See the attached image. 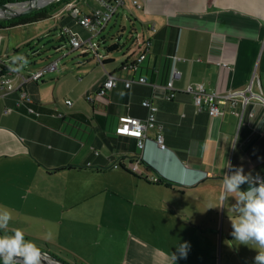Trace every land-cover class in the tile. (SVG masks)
I'll return each mask as SVG.
<instances>
[{
  "label": "crops",
  "instance_id": "obj_1",
  "mask_svg": "<svg viewBox=\"0 0 264 264\" xmlns=\"http://www.w3.org/2000/svg\"><path fill=\"white\" fill-rule=\"evenodd\" d=\"M74 1L83 14L102 10L97 0L94 8ZM141 1L142 10L127 2L116 14L131 23L120 52L98 49L99 62L75 50L61 63L57 58V70L24 85L38 116L18 103L17 92L0 96V206L13 215L7 232L19 228L26 240L80 264H171L185 241L190 250L176 264H222L223 251L227 262L254 264L257 246L231 235L235 201L221 199L222 181L238 167L264 179V108L247 104L240 119L241 103H227L211 117L196 109L190 93L171 100L164 94L173 55L184 58L175 62L177 89L201 83L223 93L243 88L254 72L264 86V0ZM63 6L52 14L58 31L65 25L86 38ZM39 22L0 29V57L17 71L15 64L26 72L49 62L15 59L27 58L29 45L45 36ZM144 40L148 52L136 63ZM108 74L115 86L104 100L88 102ZM140 76L145 83L124 85ZM144 99L157 106L164 148L155 128L141 149L115 133L120 116L146 117ZM139 156L137 171H130Z\"/></svg>",
  "mask_w": 264,
  "mask_h": 264
},
{
  "label": "built area",
  "instance_id": "obj_2",
  "mask_svg": "<svg viewBox=\"0 0 264 264\" xmlns=\"http://www.w3.org/2000/svg\"><path fill=\"white\" fill-rule=\"evenodd\" d=\"M102 7L100 12H92L91 14H83L76 6L75 1L71 0L66 3L62 8L67 10L69 16L75 20V22L84 29L87 34L86 38L81 37L78 32L72 30L68 26H61V33L67 34L69 38L70 46L67 49V53L78 50L82 53H93L96 56L97 61H102V56L98 52L99 43L93 41V37L100 34L106 27L110 19L116 15L119 9L126 6L129 2L130 6L136 10H142L143 3L141 0H97ZM154 31L153 26H150ZM149 41L144 40L142 42L143 51L138 56L136 63H139L144 58L146 52H148ZM66 53V54H67ZM65 54V55H66ZM177 60H184L176 55L172 56V64L169 71V78L166 82V90L164 97L166 99H173L176 97L179 91L190 93L193 99V103L196 109L205 110L211 117L220 116L223 112V106L229 103L234 106L237 102L241 103V111L239 117L241 119L244 108L247 104H258L264 108V86L260 83L258 76L254 72L248 81V83L240 89L228 90L223 93L208 92L201 83L196 85H188L184 89H177L173 85V80L179 76L180 72L175 66ZM58 59H53L46 64L26 72H19L12 66L6 64L0 57V96H5L13 92L18 93V103L26 105L28 113L33 116H38L39 112L34 108V98L24 88V85L30 81H39L48 72L57 70ZM223 66L228 64L223 62ZM133 64L130 65L132 67ZM18 80L15 82L14 80ZM144 77L127 78L124 80L126 87L131 86L133 83H145ZM116 77L112 74H108L107 77L101 82L97 90L85 97L88 102L95 100H104L107 93L115 86ZM65 104L71 105L70 99L64 100ZM141 105L146 108L147 115L144 119L133 116H120L118 123L115 127V133L118 135L132 137L136 140V145L139 149L143 148L144 140L146 138V132L149 128H155V142L160 148H164L162 128L157 122L156 112L157 106L152 103L150 99H144L141 101ZM10 108H6L5 111H10ZM251 114V113H250ZM60 116L61 114L58 113ZM142 156H139L135 161L127 165L130 171H137L138 164ZM119 166L118 162L112 164V167ZM151 181L156 182L159 180L158 176H150Z\"/></svg>",
  "mask_w": 264,
  "mask_h": 264
},
{
  "label": "clouds",
  "instance_id": "obj_3",
  "mask_svg": "<svg viewBox=\"0 0 264 264\" xmlns=\"http://www.w3.org/2000/svg\"><path fill=\"white\" fill-rule=\"evenodd\" d=\"M15 59L28 61L23 56ZM230 167V166H229ZM203 175V173H201ZM247 184L246 190L241 186ZM221 199L234 198L231 204L233 217H229L232 227L231 235L238 244L257 246L258 254L254 264H264V179L245 173L243 167L235 168L230 174L225 173L222 181ZM13 219L11 210L0 206V262L2 264H44V253L32 241L25 239L23 230L17 228L8 234L9 222ZM177 252L172 253L171 264L177 259L186 258L190 250L188 242L179 243ZM178 254V255H177Z\"/></svg>",
  "mask_w": 264,
  "mask_h": 264
},
{
  "label": "rangeland",
  "instance_id": "obj_4",
  "mask_svg": "<svg viewBox=\"0 0 264 264\" xmlns=\"http://www.w3.org/2000/svg\"><path fill=\"white\" fill-rule=\"evenodd\" d=\"M58 0H43L44 5L42 6H46L49 5L53 2H56ZM85 6H93V8L95 7V0H81ZM42 2V3H43ZM27 1H16L13 2V4L9 5L10 10L14 11V10H18L20 8H22L23 6L26 7ZM22 5V6H21ZM41 6V7H42ZM1 15V13H0ZM36 24V23H35ZM137 27H139V25H136ZM37 27L41 30V31H45V36L41 37V40L37 41L35 40V44L38 48V50H41L40 52V57L38 55V57H36V59L38 58V60H41L39 58H43V60H48L51 61L53 59H57L59 58L60 63L66 59L67 57H71L73 54H75L77 51H73V52H69L67 53V48H68V44L66 43L64 46H62L60 49H56L57 46L59 44H61V42L58 40L59 38V33H58V29L55 25V18L53 17V15H51L50 17L40 21L39 23H37ZM140 29V27H139ZM131 31V23L128 20H123L121 18H117L116 15H114L107 27L105 28V30H103L100 34L96 35L95 37H93V41H97L99 43V50L101 51H105V47L109 46L112 43L118 42L121 46V48H124L126 45V39L128 38V35L130 34ZM89 35V34H87ZM104 37V39L102 40V38ZM119 47V49L117 50H113L112 52H106V54H113V53H118L120 52L121 48ZM29 52V51H28ZM67 53V54H66ZM66 54V55H65ZM28 65H31V63H29ZM14 67H16L18 69L19 72H24L25 70H27V67H20L19 65H14ZM4 231H0V235H3ZM11 234V233H8ZM31 241V240H30ZM33 242V241H32ZM34 243L41 249L44 251H47L48 253L55 255L61 259H63L64 261H66L68 264H80V262H78L76 259H74L73 257H71L70 255H68L65 252H62L60 250H58L57 248L48 246V245H44L42 243H38L35 242ZM225 252L223 251V257H222V264H237V261L233 260V259H229V261L227 262L225 259ZM218 264H220V259Z\"/></svg>",
  "mask_w": 264,
  "mask_h": 264
},
{
  "label": "trees",
  "instance_id": "obj_5",
  "mask_svg": "<svg viewBox=\"0 0 264 264\" xmlns=\"http://www.w3.org/2000/svg\"><path fill=\"white\" fill-rule=\"evenodd\" d=\"M16 1L22 2V1H29V0H0V4L13 3ZM70 1L71 0H58L56 2L49 4V5L39 7L38 9H36L30 13H27V14L9 17L6 19H0V29L13 27V26L20 25V24L36 23V22L42 21V20L50 17L52 14H54V12H56L59 8H61V6L65 5L66 3L70 2ZM58 33H59V37H58L59 39L58 40L61 42V44H59L56 49H60L66 43L68 44V48H69L70 43H69V38H68L67 34L61 33L60 30L58 31ZM130 34H131V32H130ZM103 39H104V37L102 38V40ZM39 40H41V38ZM35 46H36V44L31 45V46L29 45V47H28L29 52L26 55V57H27L26 60L28 61L27 64H29V63L32 64V61H34L36 59V57H38V56L40 57L41 50H38V48H37L38 46L37 47H35ZM120 46L121 45L118 42H115V43L110 44L109 46H106L105 51L107 53L112 52L113 50H117ZM36 55H38V56H36ZM39 59H43V58H39ZM53 256H55V255H53ZM55 257H57V256H55ZM57 258H59V257H57ZM59 259H61V258H59ZM61 260L63 262H65L66 264H68L63 259H61ZM0 264H2V262H0Z\"/></svg>",
  "mask_w": 264,
  "mask_h": 264
},
{
  "label": "water",
  "instance_id": "obj_6",
  "mask_svg": "<svg viewBox=\"0 0 264 264\" xmlns=\"http://www.w3.org/2000/svg\"><path fill=\"white\" fill-rule=\"evenodd\" d=\"M37 1L38 0H29L26 3L27 4L26 7L23 6L22 8H20L18 10H14V11L10 10V7H9V5H11L13 3L0 4V9L4 10V14L0 15V19H6V18H9V17H14V16L30 13V12L38 9L39 7L44 5V3H45V2L38 3ZM41 251H42V253H44V264H47L46 262L48 260L54 261V262H56L58 264H66L61 259L51 255L47 251H44V250H41Z\"/></svg>",
  "mask_w": 264,
  "mask_h": 264
},
{
  "label": "bare ground",
  "instance_id": "obj_7",
  "mask_svg": "<svg viewBox=\"0 0 264 264\" xmlns=\"http://www.w3.org/2000/svg\"><path fill=\"white\" fill-rule=\"evenodd\" d=\"M37 2H38V3H42L43 0H38ZM0 13H1V15H3V14H4V10H3V9H0ZM46 263H47V264H58V263H56V262H54V261H51V260H48Z\"/></svg>",
  "mask_w": 264,
  "mask_h": 264
}]
</instances>
